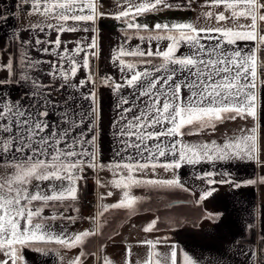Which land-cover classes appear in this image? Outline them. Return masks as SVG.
I'll list each match as a JSON object with an SVG mask.
<instances>
[{
    "label": "snow or ice",
    "instance_id": "obj_1",
    "mask_svg": "<svg viewBox=\"0 0 264 264\" xmlns=\"http://www.w3.org/2000/svg\"><path fill=\"white\" fill-rule=\"evenodd\" d=\"M0 5H4L0 28L10 19L17 21L0 44V264H25L22 252L26 247L47 254V250L33 248L35 242L83 249L85 238L94 232L74 234L63 227L56 231V226L58 221L76 223L75 202L87 178L86 169L119 176L111 184L126 189L124 199L110 207L130 208L138 199L127 190L133 185L188 191L178 175L183 166H212V170L192 174L193 180H202L209 188L200 201L211 197L216 185L242 186L229 179L227 172L217 178V163L255 162L264 167V127L258 132L257 124L264 118V59L257 55V48L264 55V0H211L216 11L198 15L216 27L190 21L140 22L148 15L193 12V5L201 6V0H113L112 17L121 21L122 41L113 49L110 63L120 73V82L111 76L98 78L117 95L112 127L118 159L107 165L97 148L95 65L89 60V54L93 60L99 58L94 26L105 14L102 5L98 0H12L11 4L0 0ZM25 18L32 22L22 26ZM90 30V40L61 39L62 34ZM134 39L138 41L135 46L131 44ZM247 41L257 42L256 47L240 46L239 42ZM161 42H167L163 49ZM69 43L74 45L71 49ZM32 52L53 59L33 57ZM80 70L85 78L77 81L74 78ZM41 75L48 77V83ZM23 84L28 87L22 99L5 91ZM238 117L250 119L251 126L222 143L182 140L186 127L199 133ZM158 167L172 177L137 178L148 172L155 175ZM256 183L264 184V176L246 181ZM46 211L50 214L45 215ZM156 224L153 219L143 231L153 233ZM139 246L146 249L143 264H177L175 246L163 244L160 238L141 241ZM161 248L169 251L161 253ZM242 254L246 256L243 264H264V235L258 249L248 248ZM89 258L98 259V264H115L104 254L97 258L83 250L70 264H87ZM125 264H141L131 258L128 247ZM181 264L197 262L185 254Z\"/></svg>",
    "mask_w": 264,
    "mask_h": 264
},
{
    "label": "crops",
    "instance_id": "obj_2",
    "mask_svg": "<svg viewBox=\"0 0 264 264\" xmlns=\"http://www.w3.org/2000/svg\"><path fill=\"white\" fill-rule=\"evenodd\" d=\"M9 4L12 0H7ZM102 5L104 16L98 18L95 22L94 31L99 48V58L93 60L89 54L90 64L95 65V73L93 74V82L96 84V96L99 115L95 121L98 135V153L102 156V162L107 165L113 163L118 158L115 155L116 141L113 136V122L117 118L116 101L117 95L115 91L107 85H103L99 81V77L111 76L115 82H120V73L116 67L110 63V56L113 49L122 41L121 21L112 17L113 0H98ZM4 5H0L3 7ZM193 12H166L157 17L148 15L142 18L140 22L154 24L159 20L190 21L200 26L216 27V23L208 21L198 15L205 11H213L216 9L211 6V0L205 4L201 0V6L193 5ZM28 21L25 18L22 26H27ZM246 23L245 21H241ZM17 25L16 20H8L3 28H0V44H4L6 34H10L13 27ZM140 35H152V33H140ZM25 38L28 33H24ZM93 31L77 32L73 34H62L61 39L66 41H75L80 37L91 39ZM11 42V36L8 37ZM43 38V37H42ZM51 38L55 39V33L51 34ZM137 40H132L131 44L135 46ZM241 47L253 48L257 42L247 41L239 42ZM68 48L74 45L69 43ZM161 48L167 46V42H161ZM147 49V45L143 46ZM153 51L156 50L155 42L152 44ZM181 52L186 49L181 46ZM24 49H21V53ZM179 54V53H178ZM33 57L39 56L43 60H52L53 57L44 54L32 52ZM259 57L260 50L257 48ZM45 71L48 66L44 65ZM91 74V73H90ZM44 83H48V77H39ZM85 72L78 71L75 80L84 79ZM258 81L261 77L258 74ZM27 85H13L10 89L11 96L14 99H22L25 95ZM86 87H91L87 85ZM127 92V90H125ZM257 92L259 94L260 87L258 84ZM252 124L249 119L247 121L240 119L227 120L217 124L215 129H205L196 133L194 129L185 128V135L182 137L183 142L187 143H210L212 140L222 143L225 138L241 135V129H247ZM258 132L264 127V118L257 122ZM191 132L192 134H188ZM163 161H161L162 163ZM219 173H229V179L241 183L240 188H234L231 184L216 185V191L211 197L203 201L199 200L202 192L209 190L204 181L193 180V173L200 174L204 171L212 170L209 164H202L195 168L192 166H183L178 171L182 183L188 191L182 189L170 188H152L150 186L136 187L132 186L129 191L130 197L138 199L130 208H111L113 204H117L124 199L123 192L126 189H117L111 184L113 179L119 176H113L111 171H96L87 169L86 180L79 189L78 201L75 206L79 209L76 216V223L68 224L64 228L69 233L78 234L83 231H92L93 236L85 238L83 249L77 247L72 250H65L54 242H35L32 247H40L42 251L47 250V254H40L29 250L27 247L23 249L25 264H70V262L83 250L86 253L94 254L97 258L101 254L106 255L113 260L115 264H125L126 247L131 249V258L139 259L143 264L146 249L139 246V242L144 240H155L160 238L165 245H174L177 254V264H181L185 254L197 262V264H243L246 256L242 253L248 248H259L261 245V236L264 235V184L256 183L254 185L246 184L249 179L258 180L264 176V167L255 162H236L225 165L217 163L214 166ZM95 172V175H94ZM94 176V189L97 191L98 211L97 213H85L82 205V199L87 191V185ZM172 177V173L164 171L162 168L157 169L155 175L151 172L138 176L140 179H168ZM99 180V182H98ZM107 182V183H105ZM127 183V181H125ZM112 192L111 196L107 193ZM47 211L45 215H49ZM72 215L71 212L68 213ZM214 216L215 218H209ZM155 219L157 221L156 230L153 233H145L143 229L147 224ZM64 222L63 224H65ZM62 222L57 224L56 231L62 228ZM55 248L56 251H52ZM161 253L168 252V248L159 249ZM62 257V260L58 259ZM87 264H98V259L89 258Z\"/></svg>",
    "mask_w": 264,
    "mask_h": 264
},
{
    "label": "built area",
    "instance_id": "obj_3",
    "mask_svg": "<svg viewBox=\"0 0 264 264\" xmlns=\"http://www.w3.org/2000/svg\"><path fill=\"white\" fill-rule=\"evenodd\" d=\"M259 59H264V56ZM88 173V170H85ZM94 176H92V180L87 185V191L85 193L84 198L82 199V205L85 213H97L98 211V197L97 191L94 189Z\"/></svg>",
    "mask_w": 264,
    "mask_h": 264
},
{
    "label": "rangeland",
    "instance_id": "obj_4",
    "mask_svg": "<svg viewBox=\"0 0 264 264\" xmlns=\"http://www.w3.org/2000/svg\"><path fill=\"white\" fill-rule=\"evenodd\" d=\"M77 214V216H78V212L76 213ZM79 217V216H78ZM91 217H92V215H91V213H90V219H91ZM60 222L58 221L57 222V224H59ZM64 222H62V227L64 228L65 226H67L68 225V223H65V224H63Z\"/></svg>",
    "mask_w": 264,
    "mask_h": 264
},
{
    "label": "trees",
    "instance_id": "obj_5",
    "mask_svg": "<svg viewBox=\"0 0 264 264\" xmlns=\"http://www.w3.org/2000/svg\"><path fill=\"white\" fill-rule=\"evenodd\" d=\"M262 56H264V55H261V53H260L259 58L262 57ZM260 243H261V242H260Z\"/></svg>",
    "mask_w": 264,
    "mask_h": 264
}]
</instances>
